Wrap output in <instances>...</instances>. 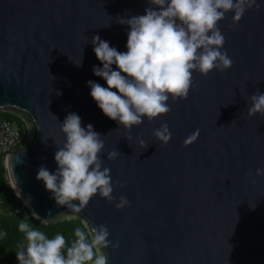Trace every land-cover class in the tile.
Listing matches in <instances>:
<instances>
[{
  "label": "water",
  "instance_id": "95a60500",
  "mask_svg": "<svg viewBox=\"0 0 264 264\" xmlns=\"http://www.w3.org/2000/svg\"><path fill=\"white\" fill-rule=\"evenodd\" d=\"M148 7V0H0V112L26 128L25 141L1 159L6 182L42 227L71 220L64 217L73 210L58 206L36 176L41 166L55 171L60 123L75 112L102 136L116 201L130 202L117 210L97 196L76 214L108 226L118 245L106 250L110 264H264V175H256L264 169V116L247 115L248 98L264 93V0L238 24L231 13L219 22L229 70L194 73L187 99L128 132L90 96L88 81L107 86L93 74L102 65L91 40L99 35L127 51L128 26L118 18ZM164 123L172 134L166 146L152 135ZM116 149L121 155L108 160Z\"/></svg>",
  "mask_w": 264,
  "mask_h": 264
},
{
  "label": "clouds",
  "instance_id": "9594fccd",
  "mask_svg": "<svg viewBox=\"0 0 264 264\" xmlns=\"http://www.w3.org/2000/svg\"><path fill=\"white\" fill-rule=\"evenodd\" d=\"M255 3L256 0H148L150 7L145 14L118 18L120 24L128 26L127 51H118L99 35L92 38L93 52L102 65L93 66V74L107 86L88 81L91 98L107 118L128 132L144 120H158L170 112V102L187 99L194 73L207 76L214 70L231 68L233 60L224 49L225 37L218 24L228 13L238 24ZM75 64L82 66V56ZM248 102L249 117L264 116V93L251 95ZM60 126L64 143L54 155L57 167L50 171L41 166L36 179L58 206L75 213L64 218L78 219L76 214L97 196L108 203L115 202L117 210L129 206L126 196L121 195L118 201L113 196L111 170L100 159L105 145L94 126H82V118L75 112H70ZM152 135L162 146L172 136L167 123ZM198 135L197 129L186 138L185 145L196 141ZM137 139L146 150L149 144ZM120 155L117 149L112 150L107 159ZM256 175H264V169H257ZM25 201L30 204V198ZM82 225L74 230L75 239L68 246L63 234L50 238L25 216L18 224L26 241L16 252L18 264H110L106 250L118 245L110 240L108 226L93 227L87 220Z\"/></svg>",
  "mask_w": 264,
  "mask_h": 264
},
{
  "label": "trees",
  "instance_id": "16d2710c",
  "mask_svg": "<svg viewBox=\"0 0 264 264\" xmlns=\"http://www.w3.org/2000/svg\"><path fill=\"white\" fill-rule=\"evenodd\" d=\"M0 119L13 123V120L23 123L8 113L0 112ZM21 135V144L26 139V128L18 127ZM34 227L44 231L48 237H54L57 233L65 236L67 245L70 246L75 239L74 230L82 227V222L77 220H66L45 227L30 213L27 207L15 195L5 179V170L0 158V264H18L16 252L26 244L24 234L18 230V224L25 217Z\"/></svg>",
  "mask_w": 264,
  "mask_h": 264
},
{
  "label": "built area",
  "instance_id": "2783aa9c",
  "mask_svg": "<svg viewBox=\"0 0 264 264\" xmlns=\"http://www.w3.org/2000/svg\"><path fill=\"white\" fill-rule=\"evenodd\" d=\"M20 144V132L10 122L0 119V158L4 160L5 155Z\"/></svg>",
  "mask_w": 264,
  "mask_h": 264
},
{
  "label": "rangeland",
  "instance_id": "374dc122",
  "mask_svg": "<svg viewBox=\"0 0 264 264\" xmlns=\"http://www.w3.org/2000/svg\"><path fill=\"white\" fill-rule=\"evenodd\" d=\"M11 125H12V127L15 128V129H18V127L23 128V126H24V124L21 125V124L18 123V121H16V120H13V123H12ZM24 127H25V126H24Z\"/></svg>",
  "mask_w": 264,
  "mask_h": 264
}]
</instances>
